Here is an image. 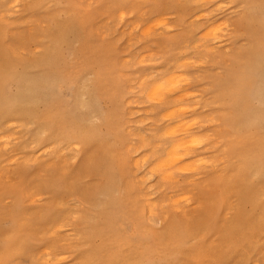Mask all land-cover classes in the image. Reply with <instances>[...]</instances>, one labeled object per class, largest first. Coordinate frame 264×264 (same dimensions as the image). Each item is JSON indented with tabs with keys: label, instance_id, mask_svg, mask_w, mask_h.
I'll return each mask as SVG.
<instances>
[{
	"label": "rangeland",
	"instance_id": "1",
	"mask_svg": "<svg viewBox=\"0 0 264 264\" xmlns=\"http://www.w3.org/2000/svg\"><path fill=\"white\" fill-rule=\"evenodd\" d=\"M0 137V264H264V0H0Z\"/></svg>",
	"mask_w": 264,
	"mask_h": 264
},
{
	"label": "bare ground",
	"instance_id": "2",
	"mask_svg": "<svg viewBox=\"0 0 264 264\" xmlns=\"http://www.w3.org/2000/svg\"><path fill=\"white\" fill-rule=\"evenodd\" d=\"M203 1H206V0H203ZM15 3H16V2H15ZM217 5H218V4H217ZM217 5H216V6H217ZM219 5H220V3H219ZM219 5H218V7H220V6L223 7V6H224V5H223V6H222V5L219 6ZM216 6H215V8H218V7H216ZM122 12H123V11H122ZM203 12H204V11H203ZM204 13H205V12H204ZM206 14H207V13H206ZM199 15H200V14H199ZM202 16H203V15H202ZM208 16H209V15H208ZM161 18H162V17H160V19H161ZM160 19H157V18H156V21H157V20H160ZM163 19L165 20V18H163ZM163 19H161V20H163ZM164 20L162 21L163 23L160 22L161 25H164V23L166 22V21H164ZM154 21H155V20H154ZM167 21H168V20H167ZM191 21H192V20H191ZM224 22H225V21H224ZM119 23H120V22H119ZM143 23H145V22H143ZM153 23H154V22H153ZM155 23H156V22H155ZM157 23H158V22H157ZM160 23H158V24H160ZM217 23H218V22H217ZM219 23H221V22H219ZM158 24H156V25H158ZM153 25H154V24H153ZM156 25H154V26H156ZM161 25H159V26H161ZM221 25H222V24H221ZM154 26H153V27H154ZM159 26H158V27H159ZM225 26H226V25H225ZM145 27H147V26H145ZM147 28L150 29V26H148ZM155 28H157V27H155ZM162 28H165V27H162ZM168 28H169V27H168ZM168 28H167V29H168ZM209 28H210V27H209ZM215 28H216V27H215ZM215 28H214V26H213L212 30L215 29ZM218 28H221V26H218ZM144 29H145V28H144ZM144 29H143V30H144ZM151 29H152V27H151ZM151 29H150V30H147V29H146V30H145V34H144V31H141V30H140V31H141V34L143 33L144 35H146L147 33H149V31H150V32H151V31H154L153 29H152V30H151ZM210 29H211V28H210ZM125 30H126V29H125ZM121 31H122V30H121ZM162 31H163V30H162ZM206 31H208V30H206ZM146 32H147V33H146ZM209 32H212V31L210 30ZM159 33H160V31H159ZM202 33L204 34V32H202ZM202 33H201V35H203ZM205 33L207 34L208 32H205ZM217 33H218V32H217ZM217 33H216V34H217ZM211 34L214 36L213 33H209L208 36L211 35ZM216 34H215V35H216ZM147 35H150V33L147 34ZM202 37H203V36H202ZM217 37L219 38V35H218ZM135 42H136V41H135ZM204 42H205V41H204ZM204 42H202V43L199 42V44L202 45V44H204ZM225 43H226V42H225ZM205 45H206V44H205ZM205 45H203V46L205 47ZM195 46L197 47V45H195ZM203 46H202V47H203ZM213 46H214V45H213ZM217 46H219V45H217ZM205 48H206V47H205ZM225 48L227 49V47H225ZM225 48H224V49H225ZM206 49H209V50L211 51V49L213 50L214 47L212 48V46H211V48L208 47V48H206ZM222 49H223V48H222ZM224 49H223V50H224ZM215 50H216V49H215ZM207 51H208V50H207ZM151 54H152V53H151ZM136 55H137V54H136ZM145 55H146V54H145ZM149 55H150V54H149ZM142 56L144 57V55H142ZM143 57H142V58H143ZM124 59H125V58H124ZM138 59H139V58H138ZM140 59H141V56H140ZM143 60H144V59H142V61H143ZM127 61H128V60H127ZM137 61H138V60H137ZM139 61H140V60H139ZM142 61H141V62H142ZM184 62H185V61L181 62V66H182V64H183ZM190 62H191V60H190ZM123 63H124V62H123ZM188 63H189V61L187 62V64H188ZM199 63H201V62H199ZM121 64H122V63H121ZM192 64H193V63H192ZM189 65H190V64H189ZM202 66H203V65H202ZM179 67H180V66H179ZM178 75H179V74H178ZM181 75H182V74H180V76H181ZM169 76H170V75H169ZM169 76H168V78H167V77H166V78H167L169 81H171V80L169 79V78H171V77H169ZM171 76L173 77V76H177V75L171 74ZM177 78H178V77H177ZM177 78H176V77L173 78V79H175V81L172 80L174 83H173L172 81H171V82H168V80H167V83H168V84L171 83V84H174V85H175V82H176V83H181L182 80H183V77L181 78L182 80L179 79V78L177 79ZM171 79H172V78H171ZM185 79H186V77H184V80H185ZM142 80H143V79H142ZM142 80H141V82H142ZM165 80H166V79H165ZM179 80H180L181 82H180ZM186 80H188V79H186ZM183 82H184V81H183ZM183 82H182V83H183ZM158 83H159V82H158ZM161 83H162V82H161ZM156 84H157V83H156ZM176 86H178V85L170 86V88H169V89H172V87H173V89H172V93H174V94H175V93H178V92L180 91L179 89L176 88ZM152 88H153V87H152ZM167 88H168V86L166 87V85H165V86H164V85H160V83H159L158 85H156V86L154 87L153 90L150 89L149 91L152 93V95H153V99H155L154 96L157 97V95H160V96L163 95L162 97H165L164 94H163V91H164V93H166V91L169 90V89H167ZM165 89H167V90L165 91ZM183 89L185 90V88H183ZM149 91H148L147 93L150 95V92H149ZM170 91H171V90H169V92H167V93H170ZM184 92H185V93L187 92V94H184ZM184 92H182V96H184V95H188V93H189V91H184ZM148 94H146V95H147V98H149V99L152 101L153 99H151L150 97H148V96H149ZM161 94H162V95H161ZM170 94H171V93H170ZM166 95H168V94H166ZM177 95H178V94H177ZM160 96H159V97H160ZM159 97H157V98H159ZM168 97H169V96H168ZM185 97H186V96H184V98H185ZM174 98H176V97H174ZM164 99H165V98H163V99H161V97L159 98V100H164ZM177 99L180 100V99H181V96L178 95V96H177ZM188 99H189V98H188ZM154 101L158 102L157 99H155ZM164 101H165V100H164ZM175 103H176V102H175ZM130 104H131V103H130ZM180 107H181V106H179V108L176 107V108H177L176 111H175V109L173 108L174 111H173L172 115H174V116L179 115L178 112H177V110H179ZM183 107H185V106H183ZM187 107H188V106H187ZM193 107H194V106H193ZM173 109H170V111L173 110ZM186 109H187L186 107H185V109L182 108L181 111H183V112L186 113V112H187ZM168 111H169V110H168ZM168 111H166V112H164V113L166 114ZM170 111H169V112H170ZM171 112H172V111H171ZM176 112H177V115H175ZM185 113H184V114H185ZM180 114H181V113H180ZM182 114H183V113H182ZM169 116H170V115H169ZM166 117H168V116H166ZM166 117H165V118H166ZM170 117H171V116H170ZM140 118H141V117H140ZM168 118H169V117H168ZM191 118H192V117H191ZM193 118H194V117H193ZM193 118H192V119H193ZM194 119H196V118H194ZM137 120H138V119H137ZM139 120H140V119H139ZM143 120H144V119H143ZM143 120H142V121H143ZM184 121L186 122L187 120H184ZM193 121L195 122V120H193ZM193 121H191V122L194 123ZM197 121H198V119H197ZM185 122H184V123H185ZM178 123H179V122H178ZM178 123H177V124H178ZM13 124H14V123H13ZM175 124H176V123H175ZM175 124H173V126H175ZM185 125H186V124H183L182 122H180L175 128H172V127H171L172 125H171V126H169V128H172V129H169V128L166 129V130H168V131H167L168 135H169V134H170V135H174V136L176 137V139L173 138V139L175 140V141L173 140L174 143L172 142L173 144H172V146H171V148H170L169 151H168V149H167L166 152H168V153L166 154V156H167V155H168V156L166 157V159H165L164 161H162V162H160L159 160H163V158H165V157H163V158H161V159H158V161H159L158 163H161V165L158 164V163L156 162L157 165H160L159 167H160L161 170H162V169L164 170V169H166V167L168 168V167L171 166V165L178 164L179 162L183 161V160L185 159V158H184V154H185L186 152L183 154V153H181V150H182V149H185V151H189V150H188L189 148H187V146H186L187 144H191V145H192V144H197V143H199V140H197L195 137H193V132H192V131H193V127H194L195 124L187 125V126H185ZM198 129H200V128H198ZM166 130H165V132H164V133H165L164 135H166ZM137 133H138V132H137ZM141 136H143V135H141ZM162 136H163V135H162ZM166 136H167V135H166ZM168 137H169V136H168ZM197 137H198V135H197ZM0 138H1V137H0ZM201 139H202V138H201ZM170 140H171V139H170ZM3 141H4V140H3ZM202 141H204V140L202 139ZM142 144H143V143H142ZM147 144H148V143H147ZM75 147H76V146H75ZM135 147H137V146H135ZM184 147H186V148H184ZM188 147H189V146H188ZM4 148H5V147H4ZM6 148H7V147H6ZM192 148H193V147H192ZM192 148H191V149H192ZM186 149H187V150H186ZM191 149H190V150H191ZM136 150H138V149H136ZM14 151H15V150H14ZM182 152H183V151H182ZM150 153H151V152H150ZM42 154H43V153H42ZM187 154H190V151H189ZM142 156H143V155H142ZM142 156H141V157H142ZM147 156H148V155H147ZM186 156H187V155H186ZM194 159H195V158H194ZM191 160H192V159H191ZM196 160H197V162H198V159H195L194 161H196ZM133 161H134V159H133ZM136 161H138V160L136 159ZM136 161H135V164H136ZM144 161H145V160H143L142 162H144ZM145 162H146V161H145ZM260 162H261L262 165L264 164V156L262 157V159H261ZM156 163H155V164H156ZM181 163H182V162H181ZM183 163H185V162H183ZM186 163H187V161H186ZM194 163H196V162H194ZM137 164H139V163L137 162ZM155 164L152 165L151 167L153 168V166H155ZM179 164H180V163H179ZM179 164H178V165H179ZM52 165H54V164L52 163ZM157 165H156V166H157ZM189 165H190V164H189ZM194 165H195V164H194ZM194 165H192V166H194ZM133 166H134V165H133ZM135 166H138V165H135ZM135 166H134V167H135ZM190 166H191V165H190ZM192 166H191V167H192ZM141 167H142V166H141ZM151 167H149V168L152 169ZM177 167H178V166H177ZM198 167H201V166L198 165ZM136 168H137V167H136ZM178 168H179V167H178ZM183 168L186 169L185 167H183ZM139 169H140V168H139ZM155 169H158V168L156 167ZM175 169H176V168H175ZM184 169H183V170H184ZM196 169H197V168H196ZM196 169H195V170H196ZM152 170H153V169H152ZM161 170H159V171H161ZM163 170H162V171H163ZM166 170H167V169H166ZM166 170H164V173H162V175L164 174V175H163L164 177L161 176V178H169V177L171 176V173H169L170 171L167 170V172H166ZM183 170H182V171H183ZM168 171H169V172H168ZM173 171H177V170H173ZM180 171H181V169H180ZM188 171H190V170H188ZM151 172H152V171H151ZM153 172H154V171H153ZM171 172H172V171H171ZM178 172H179V169H178ZM183 172H185V171H183ZM154 173H156V172H154ZM160 173H161V172H160ZM150 176H151V175H150ZM142 178H143V177H142ZM146 178H148V176H147ZM6 179H7V178H6ZM138 179L140 180V178H138ZM143 179H144V178H143ZM143 179H142V180H143ZM151 179H152V178H151ZM173 179L175 180V177H174V176L172 177V180H173ZM176 179H177V178H176ZM146 180H147V179H146ZM164 180L169 181V179H164ZM172 180L170 179V181H172ZM189 180H191V179H189ZM143 181H144V180H143ZM191 181H192V180H191ZM189 182H190V181H189ZM180 197H181V196H180ZM189 197H190V196H189ZM177 198H179V197H177ZM32 199H33V198H32ZM36 199H37V198H36ZM180 199H182V198H180ZM175 200H176V199H175ZM182 200H183V199H182ZM184 200H185V198H184ZM176 201H177V200H176ZM31 202H33V201H31ZM177 202L179 203L180 201L178 200ZM174 203H175V202H174ZM174 203H173V206L176 205V204H174ZM3 204H4V203H3ZM150 205H151V204H150ZM164 205H165V204H164ZM152 206H153V205H152ZM160 206H161V205H160ZM175 208H176V207H175ZM175 208H174V209H175ZM148 209H149V208H148ZM177 209H178V208H177ZM178 210H179V209H178ZM148 212H149V211H148ZM53 227H54V226H53ZM57 227H58V226H57ZM53 229H54V228H53ZM61 229H62V228H61ZM58 230H59V228H58ZM50 234H51V233H50ZM51 235H52V234H51ZM41 251H42V250H41ZM45 252H47V251H45ZM42 254H43V253H42ZM39 256H40V255H39ZM48 259L51 260L50 258L47 257L46 260H48ZM57 261H58V260H57ZM60 261H61V260H60ZM50 262H53V261H50ZM44 263H47V262L45 261Z\"/></svg>",
	"mask_w": 264,
	"mask_h": 264
}]
</instances>
